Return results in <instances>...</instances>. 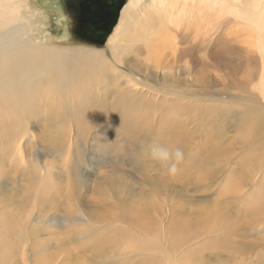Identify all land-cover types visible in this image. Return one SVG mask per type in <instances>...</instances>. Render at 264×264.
Wrapping results in <instances>:
<instances>
[{"label": "rangeland", "instance_id": "obj_1", "mask_svg": "<svg viewBox=\"0 0 264 264\" xmlns=\"http://www.w3.org/2000/svg\"><path fill=\"white\" fill-rule=\"evenodd\" d=\"M127 1L109 45L132 48L121 69L167 84L143 64L159 18L166 28L189 27L190 67L204 62L208 83L176 69L182 81L173 102L160 103L169 98L162 91L155 108L136 98L125 113L111 104L124 73L112 72L103 82L115 93L98 120L76 88L75 65L67 68L74 76L49 71L32 84L42 87L22 81L35 96L49 86L47 96L56 97L44 118L21 121L50 97L33 106L26 97L3 105L0 96V264H264V6L252 14L251 0H190L187 8L181 0ZM18 18L10 25L0 18V34L26 29L25 39L49 49L40 59L50 70L56 52L66 63L95 62L90 49L111 61L121 52L107 44L113 30L101 47L75 41L59 0H25ZM95 67L83 68L84 76L100 73ZM3 75L0 95L21 81L19 72ZM155 111L162 122L147 120ZM166 128L177 138H165ZM154 146L182 151L174 173L152 158Z\"/></svg>", "mask_w": 264, "mask_h": 264}, {"label": "bare ground", "instance_id": "obj_2", "mask_svg": "<svg viewBox=\"0 0 264 264\" xmlns=\"http://www.w3.org/2000/svg\"><path fill=\"white\" fill-rule=\"evenodd\" d=\"M24 1L25 0H0V18L3 19L8 25L14 22H18L19 9L21 5H23ZM145 1L146 0H138L136 2V5L140 6L144 4ZM181 1L185 5V8H187L186 2H189L190 0ZM193 1L194 0H192V2ZM151 2L167 5L170 0H151ZM130 3L131 1L125 0V6L122 9L123 12L125 10L124 8H127ZM196 3L201 2L200 0H197ZM261 6H264V0H251L248 5V9L250 13L253 14ZM190 7L191 6H188V12H190ZM166 9L167 8H165V10ZM122 11L120 14L119 22L113 28V33L107 40L108 46L113 39V36L115 34L114 32L118 30L117 27L119 26L121 18L123 16ZM166 12L171 14V19L180 18L177 15L173 17L172 12ZM125 13L126 12H124V14ZM156 21L158 22V27L154 28L151 32V35L145 38V41L148 43L144 44L143 51L147 53V58L145 59V62L143 64L145 68L150 71L148 72L149 74L160 77L164 82L167 83L166 85L163 83L161 86L158 85V87H162V89H156L158 88L157 86L145 82L144 79L143 81H141L140 79H136L131 68H127V71L121 69V57L127 55L132 48L121 47L120 45H116L114 47L109 46L111 47L109 49L116 48L119 51L121 50V52L118 54H112V61L106 58V52L102 53L99 50L90 49V51L88 52L97 56V60L95 62L91 61L88 57H82L78 60L66 63L67 59L65 57H61L60 52H56V55L54 57L55 59L49 60L50 63L53 64L52 70H50L48 67L42 66V63L44 64L46 62V59H40L41 57H44L46 50L49 49L41 44L35 43L32 40L25 39L24 37H27L26 29L20 31H13L14 29H10L9 32L1 33L0 37L7 40V42H5L4 44H0V74H4L3 76H9L11 74V71H16L19 72V77L21 79V81L19 80L20 83L16 84V88L12 86L8 91L0 95L3 96L2 98H6L3 101V105L6 103L14 104L16 102L24 103L26 97L27 101L31 105L35 106L42 101L43 97H50L45 98L44 105L42 107L31 109L30 116H26L27 114H23L21 116V121L22 123H27L28 121H32L34 117H46V115L53 110L51 106L55 103L54 98H56L52 95L47 96L50 94V91H47L49 86H46L47 83H44V87L46 86L44 94L35 96L33 89L24 85L22 81L30 80V86L42 87V83H38L37 85L32 84L35 81H47V79L52 75V73L49 71H54L56 73L63 71L65 74L70 73L71 76H74L73 71L67 70V68L73 67L74 65L76 82H78L76 88L86 96V99L89 101V106L92 107L90 112H95L94 118H96L97 120L100 118L98 112L105 111L104 105L106 100L110 97L111 94L115 93V90H113V88H110V84H108L109 82H103V78H110L109 81L114 79V77L111 75L112 72L115 76L119 72L124 73V75L121 76L122 80L118 81V84H123L122 91H120L118 96L111 101V104L115 109H122L125 113H131L132 111H134L133 104L136 98L145 100L148 106H150L151 108H155L158 103L154 100H156V97H158L159 99V94L162 91L166 93V96L169 94V98L167 100H164V97L160 101V103H163L165 101L173 102L174 98H177L178 96L177 92L173 89L180 81H182L181 79L177 78L175 70L182 69V75H184L185 77L184 79L192 75L191 72L195 71V68L191 69V67L195 63L196 48L193 39H190L188 35L185 34L189 27L185 29H182L180 27L170 29L164 26L165 20L156 18ZM150 36H154V38ZM30 42L34 45L29 46ZM7 46L12 47H9L6 50ZM90 64L96 66L94 68L95 72L100 71V73L91 76H84L83 68L89 67ZM200 65V69H198V71H195L196 74H198L196 81L200 83L199 86H203L208 83L207 81L209 79L207 76L206 64L203 62V64ZM26 74H28L29 76H26ZM147 84H149V87H146ZM40 90L43 92L42 88H40ZM19 91L22 92L23 95L18 96L17 93ZM138 91H141L140 94H137ZM3 105H1L0 110L2 109ZM182 107L183 105L180 104V108ZM81 108L82 107L78 108L79 112ZM34 113H36L37 115L33 116L32 114ZM155 113L156 111L153 112L151 116H148L147 120H159L160 122H162L163 119L159 115L154 116ZM71 120H73L72 117L69 121ZM162 134L165 138L169 139H174L178 136V134L173 130L168 131V128L164 129L162 131ZM259 225L260 223L257 226Z\"/></svg>", "mask_w": 264, "mask_h": 264}, {"label": "water", "instance_id": "obj_3", "mask_svg": "<svg viewBox=\"0 0 264 264\" xmlns=\"http://www.w3.org/2000/svg\"><path fill=\"white\" fill-rule=\"evenodd\" d=\"M59 0L69 20L70 33L75 41L104 45L117 24L125 0Z\"/></svg>", "mask_w": 264, "mask_h": 264}, {"label": "clouds", "instance_id": "obj_4", "mask_svg": "<svg viewBox=\"0 0 264 264\" xmlns=\"http://www.w3.org/2000/svg\"><path fill=\"white\" fill-rule=\"evenodd\" d=\"M151 156L159 162L162 167H167L168 171L174 173L177 170V164L183 158L181 150L169 151L166 148L154 146L151 149Z\"/></svg>", "mask_w": 264, "mask_h": 264}]
</instances>
